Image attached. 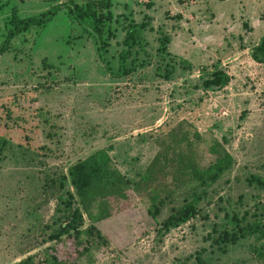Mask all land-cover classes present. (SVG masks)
<instances>
[{
    "label": "rangeland",
    "instance_id": "1",
    "mask_svg": "<svg viewBox=\"0 0 264 264\" xmlns=\"http://www.w3.org/2000/svg\"><path fill=\"white\" fill-rule=\"evenodd\" d=\"M65 1L0 0V41L12 7L26 17ZM111 12L101 55L95 35L64 9L0 55V135L9 141L0 153V264L49 245L72 192L51 180L70 164L111 146L112 165L132 183L155 154L156 136L181 119L220 140L232 168L214 184L174 190L157 214L130 192L96 223L107 245L91 264H262L232 216L264 223V63L250 56L264 34V0H112ZM131 21L144 22L142 39L129 49L131 71L113 76ZM215 67L228 76L225 86L205 83ZM187 202L197 215L160 233L171 208ZM54 246L62 258L73 251L68 242Z\"/></svg>",
    "mask_w": 264,
    "mask_h": 264
},
{
    "label": "trees",
    "instance_id": "2",
    "mask_svg": "<svg viewBox=\"0 0 264 264\" xmlns=\"http://www.w3.org/2000/svg\"><path fill=\"white\" fill-rule=\"evenodd\" d=\"M112 0H67L51 5L39 13L20 17L15 7L10 9L5 22L6 31L0 41V55L8 51L12 39L31 29L43 27L58 10H66L67 15L80 25L87 33L92 32L98 42L97 51L101 55L108 40L113 35L111 29ZM144 22L131 21L125 26L123 42L127 47L119 54V66L113 76L122 77L131 70L126 66V59L132 45L142 39ZM251 58L264 63V34L251 48ZM228 76L215 67L207 85L225 86ZM154 142L157 150L143 172L134 181L112 165L109 152L112 147L98 148L77 159L67 167V172L60 179L51 180L58 183L59 189L66 184L72 188L68 199L64 200V211L67 219L52 230L47 237L49 245L30 253L10 264H91L93 256L102 246L107 245L96 223L112 215L114 205L129 198L130 192L142 196L149 204L152 213L159 212L172 192L183 186L195 183L196 186H207L216 183L222 175L232 168L234 159L224 148L223 143L215 137L205 140L194 124L181 119L156 136ZM207 142L206 153L209 159L202 160L201 144ZM9 144L8 139L0 135V153ZM249 181H261L250 177ZM76 201L77 207H72ZM172 211L161 226L163 232L176 228L197 215L198 207L187 202ZM83 215L87 221L83 220ZM240 238L253 237L251 252L264 264V223L260 219L246 221L232 216ZM234 233V232H233ZM233 233H230L232 236ZM228 233L223 239L226 240ZM68 242L73 251L68 256L60 257L55 252L54 244Z\"/></svg>",
    "mask_w": 264,
    "mask_h": 264
}]
</instances>
